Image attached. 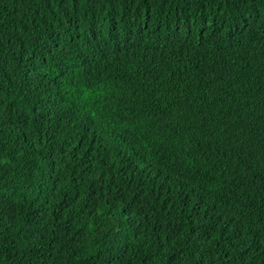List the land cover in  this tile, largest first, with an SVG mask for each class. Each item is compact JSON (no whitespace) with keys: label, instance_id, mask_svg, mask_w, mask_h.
Instances as JSON below:
<instances>
[{"label":"trees","instance_id":"trees-1","mask_svg":"<svg viewBox=\"0 0 264 264\" xmlns=\"http://www.w3.org/2000/svg\"><path fill=\"white\" fill-rule=\"evenodd\" d=\"M0 264H264V0H0Z\"/></svg>","mask_w":264,"mask_h":264}]
</instances>
